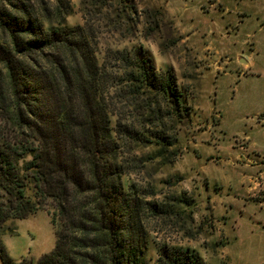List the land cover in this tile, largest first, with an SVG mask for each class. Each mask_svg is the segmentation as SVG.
I'll return each instance as SVG.
<instances>
[{
  "label": "rangeland",
  "instance_id": "374dc122",
  "mask_svg": "<svg viewBox=\"0 0 264 264\" xmlns=\"http://www.w3.org/2000/svg\"><path fill=\"white\" fill-rule=\"evenodd\" d=\"M70 4L68 24L94 31L107 64L124 180L164 209L145 216L154 260L167 245L193 248L207 264H264V113L255 111L264 102V0ZM139 46L158 77L175 75L176 94L189 108L179 114L155 89L131 93L134 82L117 51ZM131 129L152 142L132 137ZM154 131L164 132L165 145ZM28 192L34 194L33 182ZM55 211L49 200L6 223L0 237L16 261L36 263L54 249Z\"/></svg>",
  "mask_w": 264,
  "mask_h": 264
},
{
  "label": "trees",
  "instance_id": "16d2710c",
  "mask_svg": "<svg viewBox=\"0 0 264 264\" xmlns=\"http://www.w3.org/2000/svg\"><path fill=\"white\" fill-rule=\"evenodd\" d=\"M71 8L70 0H0V235L9 220L49 200L58 225L54 249L36 263L16 261L0 237V263L207 264L193 248L167 245L154 260L145 216L164 209L124 180L107 64L94 31L68 24ZM143 48L117 51L134 82L131 93L155 89L180 114L189 106L176 94L175 75L158 77ZM153 135L165 145L164 132Z\"/></svg>",
  "mask_w": 264,
  "mask_h": 264
},
{
  "label": "crops",
  "instance_id": "0c3cea01",
  "mask_svg": "<svg viewBox=\"0 0 264 264\" xmlns=\"http://www.w3.org/2000/svg\"><path fill=\"white\" fill-rule=\"evenodd\" d=\"M255 111L258 112V113H264V102L262 104H258Z\"/></svg>",
  "mask_w": 264,
  "mask_h": 264
}]
</instances>
